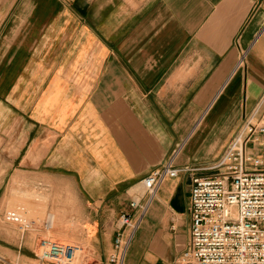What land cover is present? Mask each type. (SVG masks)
<instances>
[{
	"label": "crops",
	"instance_id": "obj_1",
	"mask_svg": "<svg viewBox=\"0 0 264 264\" xmlns=\"http://www.w3.org/2000/svg\"><path fill=\"white\" fill-rule=\"evenodd\" d=\"M253 112L264 120V0H0V189L29 174L57 196L56 241L85 248L75 264H108L135 189L175 155L183 171L125 263L174 264L194 179Z\"/></svg>",
	"mask_w": 264,
	"mask_h": 264
},
{
	"label": "built area",
	"instance_id": "obj_2",
	"mask_svg": "<svg viewBox=\"0 0 264 264\" xmlns=\"http://www.w3.org/2000/svg\"><path fill=\"white\" fill-rule=\"evenodd\" d=\"M248 128L250 130H248ZM245 133L240 142V135ZM264 125L251 120L209 167L210 175L191 187V238L174 264H264V156L249 153L262 145ZM262 140V141H261ZM183 171L175 155L153 170L134 191L129 208L118 221L108 264H125L130 246L159 189ZM22 228L30 227L27 219ZM45 230L52 229L49 219ZM37 258L54 264H75L84 246L40 238Z\"/></svg>",
	"mask_w": 264,
	"mask_h": 264
},
{
	"label": "rangeland",
	"instance_id": "obj_3",
	"mask_svg": "<svg viewBox=\"0 0 264 264\" xmlns=\"http://www.w3.org/2000/svg\"><path fill=\"white\" fill-rule=\"evenodd\" d=\"M262 119L259 113L253 112L245 118L243 127L247 125L249 120L254 125H264ZM248 130L250 129L248 128ZM257 145L263 149L260 154L264 156V140L261 146ZM17 177L18 174H10V180L7 181L6 188L0 189V264H37L39 262L37 259L39 239L43 237L52 240L58 239L55 236V228L65 218V206L48 205V201L55 202L57 196H54L48 190L47 196L53 197L48 200L45 199L46 190H40L33 186L35 179L29 174L20 178ZM50 206L52 211L49 212ZM55 208L63 209V211L61 210L62 212L58 213ZM51 217L53 228L45 230L44 224ZM23 219H27L31 224L29 228H22ZM22 238L27 239L28 244H30V241H34L35 253L25 251L28 256H31L29 262L21 258L18 253ZM73 244L80 245L79 243Z\"/></svg>",
	"mask_w": 264,
	"mask_h": 264
},
{
	"label": "bare ground",
	"instance_id": "obj_4",
	"mask_svg": "<svg viewBox=\"0 0 264 264\" xmlns=\"http://www.w3.org/2000/svg\"><path fill=\"white\" fill-rule=\"evenodd\" d=\"M244 136H245V133H242V134L240 135V142L243 140ZM152 202H153V201H152ZM152 202H151V203H152Z\"/></svg>",
	"mask_w": 264,
	"mask_h": 264
}]
</instances>
